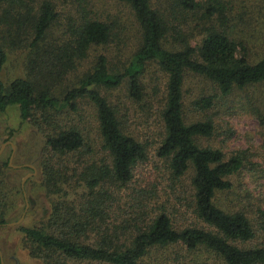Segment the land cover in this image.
<instances>
[{
    "label": "trees",
    "instance_id": "1",
    "mask_svg": "<svg viewBox=\"0 0 264 264\" xmlns=\"http://www.w3.org/2000/svg\"><path fill=\"white\" fill-rule=\"evenodd\" d=\"M114 1L128 7L138 32L129 59L120 68L110 66L108 57L98 53L75 85L62 92L37 83L34 77H15L5 83L0 77V111L17 106L20 120L31 119L44 136L41 172L51 210L40 226L18 227L29 253L44 264H166L168 259L158 255L163 254L158 250L180 245L192 255L204 251L221 264H264V247L245 244L255 235L248 217L241 211H228L214 200L218 192L231 187L229 177L245 167L242 153L228 156L220 148L200 144L214 132L212 118L204 112L217 103L218 96L240 91L252 95L249 88L264 84V0H251L249 15L242 0L240 9L245 11L236 9L237 16L229 0H170L163 9L153 8L151 0ZM22 2L0 0V10L10 17L5 21L11 32L27 25L18 42L23 38L25 47L43 55L44 59L33 62L46 68V77H42L49 80L68 76L93 49L110 42L114 32L112 24L97 16L81 15L85 7L80 5L77 18L67 15L61 38L48 39L59 16L54 0H36L37 11L31 15L13 18L5 10L4 3L9 7L17 4L20 14ZM189 12L194 26L199 27L197 39L192 28L186 30L187 19L177 21L189 17ZM12 39L5 41L10 47ZM112 42L124 50L120 43ZM5 60V46L0 43V73ZM149 65L165 76L160 88L163 133L155 155L165 162L172 178L191 174L188 207L195 221L177 226L165 207L132 182V169L146 159L147 150L123 131L103 93L122 84L128 97L141 100L145 89L140 76ZM194 77L208 83L209 92L197 93L187 106L191 86L186 87V79ZM82 101L93 108L105 155L97 161L82 128L72 122L71 115H79ZM188 107L202 117L186 121ZM83 156L87 158L81 160ZM70 161L75 167L68 165ZM6 166V161L0 162V177ZM1 184L0 178V189ZM64 186H75L76 197L57 201L49 196L64 191ZM6 202L0 193V225L7 222ZM258 211L264 223V210Z\"/></svg>",
    "mask_w": 264,
    "mask_h": 264
},
{
    "label": "rangeland",
    "instance_id": "2",
    "mask_svg": "<svg viewBox=\"0 0 264 264\" xmlns=\"http://www.w3.org/2000/svg\"><path fill=\"white\" fill-rule=\"evenodd\" d=\"M167 1L170 3V0H151V5L153 8L163 9L167 5ZM229 1L234 4L232 13L236 9L241 13L245 11V9H240L242 0ZM243 2L242 7L246 8L249 15L251 0H243ZM54 4L59 16L57 22L52 26V34L48 39L61 38L62 34L66 32L64 28L68 23L67 15L70 14L73 18H77L79 16L77 7L82 5L85 7V11H82L81 15H94L100 20L112 24L114 32L110 35V42L93 49L87 58L76 64L68 76L49 80L42 77V75L46 77L44 73L46 68H41L40 64L33 62L37 59H44L43 55L41 53L37 55L34 50L25 47L23 38L18 42L17 38L24 34L27 25L23 23V27L18 29V32H11V27L8 28V21H5L10 17H4L0 10V43H4L6 52V60L0 73L4 83L15 77H34L37 83L53 85L54 89L62 92L75 85L77 79L83 76L88 67L93 64V57L98 53L106 55L113 68H120L122 63L129 59L130 47L138 32L134 18L127 6L114 0H54ZM4 6L7 7L5 10H8L13 18L18 15H31L37 11L36 0H23L20 14H18L17 4H12L9 7L7 3H4ZM167 8L171 9V6L169 5ZM199 10L202 12V9ZM233 14L237 16V14ZM188 16L178 17L177 21L187 19L188 27L187 29L184 27L186 30L192 28V32L195 34L194 38L197 39L196 32L199 27L194 26V19L190 12ZM2 36L3 39H1ZM12 37V46L10 47L5 41ZM64 37L68 38V35ZM112 41L120 43L124 50L114 47ZM37 65L42 69L41 71L38 67L36 68ZM140 81L145 91L142 99L138 101L128 97L126 87L122 84L111 91H103L106 99L114 108L123 131L140 141L147 150L146 159L136 163L132 169V182L134 185L144 188L152 200L154 199L165 207L168 214L175 219L173 220L174 226L179 225L180 222L195 221L190 213V207H188L191 200L189 183L191 174L188 173L179 179L172 178L165 162L155 155V149L163 133L160 118L163 100L160 88L163 87L165 76L156 67L149 65L141 74ZM186 84V87L188 84L191 86L186 94L185 104L187 106L197 93L207 94L209 92V84L198 78H188ZM248 90H253L254 94L247 95L248 92L240 91L224 98L217 97V103L204 112L206 117L212 118L214 132L211 137L202 138L200 144L220 148L228 156L237 152L242 153L245 167L229 177L232 183L231 187L218 192L214 200L217 205H221L228 211L243 212L255 231L253 238L245 244L264 247V223L258 211L264 210V171H259L264 169V108L262 105L264 103V98H262L264 84ZM64 114H66L65 111ZM78 114L77 116L72 113V122H76L82 128L85 142L94 152L93 158L96 160L104 157L105 155L100 149L96 120L90 103L80 102ZM201 117L202 113L194 112L190 107L185 109L186 121ZM63 121L68 122V120ZM5 141L7 143L0 151V162L6 161L7 163L8 157H11V161L9 166L3 168L0 177L2 181L0 193L7 200V222L0 225L1 259L3 264H44L40 257L29 253L28 245L24 244L23 235L18 230L19 226H40L49 218L51 205L41 172V162L44 157V136L31 122V119L21 121L17 106L11 105L0 111V145ZM86 158L87 156H83L81 160ZM73 159L77 161V158ZM69 163L70 167H75V165H71V161ZM74 172L76 173V171ZM67 173L71 174L72 172L68 171ZM24 177L26 178L21 185V180ZM72 182L78 183L75 175L72 176ZM79 185H76L77 188L64 186V191L54 192L49 196L57 201L71 199L74 196L73 188L80 192ZM63 192L66 194L64 195ZM20 217L18 223L12 224ZM158 253H163L158 255H162L163 259H168L166 264H221L220 261L214 260L204 251H198V255H192L180 245L179 247L172 245L160 248ZM170 259L174 260V263L170 262Z\"/></svg>",
    "mask_w": 264,
    "mask_h": 264
},
{
    "label": "flooded vegetation",
    "instance_id": "3",
    "mask_svg": "<svg viewBox=\"0 0 264 264\" xmlns=\"http://www.w3.org/2000/svg\"><path fill=\"white\" fill-rule=\"evenodd\" d=\"M6 142L7 141H5V142H3V143H1V145H0V149H2V144H6ZM1 151V150H0ZM10 161H11V157H8V160H7V165L9 166L10 165ZM12 167H18V166H14V165H11ZM22 166H25V165H22ZM0 264H3V262H2V259H1V253H0Z\"/></svg>",
    "mask_w": 264,
    "mask_h": 264
},
{
    "label": "water",
    "instance_id": "4",
    "mask_svg": "<svg viewBox=\"0 0 264 264\" xmlns=\"http://www.w3.org/2000/svg\"><path fill=\"white\" fill-rule=\"evenodd\" d=\"M7 143V142H6ZM3 145L4 144H2V146L1 147H3ZM12 148H13V146H12ZM1 150V149H0ZM26 177H24L22 180H21V185H22V183H23V180L25 179ZM20 219H21V217L19 218V220H17L16 222H14V223H12V224H16V223H18L19 221H20Z\"/></svg>",
    "mask_w": 264,
    "mask_h": 264
}]
</instances>
